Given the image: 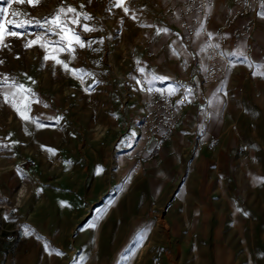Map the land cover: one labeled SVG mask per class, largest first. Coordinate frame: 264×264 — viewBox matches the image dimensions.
Segmentation results:
<instances>
[{
  "label": "crops",
  "instance_id": "1",
  "mask_svg": "<svg viewBox=\"0 0 264 264\" xmlns=\"http://www.w3.org/2000/svg\"><path fill=\"white\" fill-rule=\"evenodd\" d=\"M155 1L136 3L141 28L132 54L149 85L145 88L137 83L133 71L141 98L136 136L149 89L176 92L175 80L189 74L193 89L176 130L139 175L126 166L133 139L115 154L111 151L119 136L99 139L112 146L108 150L111 159L99 163L98 188L89 183L83 186L82 195L78 190H65L68 206L80 210L61 219L66 226L47 246L46 254L69 257L65 264H106L108 254H126L125 246L130 255H137L143 239L177 240L179 254L187 256H249L250 241L264 240V14L254 16L249 53L245 39L234 43L231 35L232 28L247 16L238 17L226 30L224 55L231 68L217 82L203 85L201 76L207 66L204 36L197 33L188 44L177 20L158 18L152 12L167 0ZM210 10L213 33L233 13V1L213 0ZM162 29L167 31L158 32ZM158 76L167 79L159 82L154 79ZM202 127L206 135L218 136L211 149L194 147ZM124 183L129 186L126 193ZM110 219L114 223L123 219L131 226L125 234L116 232L106 226Z\"/></svg>",
  "mask_w": 264,
  "mask_h": 264
},
{
  "label": "rangeland",
  "instance_id": "2",
  "mask_svg": "<svg viewBox=\"0 0 264 264\" xmlns=\"http://www.w3.org/2000/svg\"><path fill=\"white\" fill-rule=\"evenodd\" d=\"M140 1L33 0L29 5L26 0L24 4L0 0V9L9 8V15L0 17V22L25 24L24 28L6 25L0 41V264H65L69 257L46 254L51 240L66 226L61 219L80 210L68 206L65 190L82 195L89 183L98 188L99 163L111 159L108 150L112 146L99 143L100 138L119 136L111 154L126 148L132 139L135 145L141 98L133 80L137 63L131 46L141 28L136 10ZM119 3L128 9L127 15L116 6ZM163 6L152 12L167 19L160 14ZM68 7L76 12L67 13ZM57 16L62 26L81 36L84 48L74 46L71 54L56 50L66 47L59 28L49 23ZM77 16L78 26L70 22ZM85 24L94 30L83 32ZM11 31L21 35L12 37ZM38 35L41 40L36 45L24 47ZM45 54L57 56L68 64V70L53 60L44 61ZM25 105L28 120L17 111ZM26 157L34 162L20 165ZM126 159L131 169V150ZM126 183L124 193L129 190ZM106 226L125 234L131 224L110 219ZM17 227L28 234L7 241L6 235ZM157 242L141 240L137 255H130L125 246L126 254H108L106 264H264V240L250 241L249 256L180 255L177 240Z\"/></svg>",
  "mask_w": 264,
  "mask_h": 264
},
{
  "label": "built area",
  "instance_id": "3",
  "mask_svg": "<svg viewBox=\"0 0 264 264\" xmlns=\"http://www.w3.org/2000/svg\"><path fill=\"white\" fill-rule=\"evenodd\" d=\"M232 1L233 13L218 24L213 33L210 31L212 23L210 7L213 0H169L160 9V14L163 17L178 21L188 44L192 43L197 33L204 36L207 66L201 76L203 85L217 82L230 70L231 62L224 55V45L227 41L225 32L238 17L247 16L238 26L232 28V39L235 43L238 39L244 38L246 52L252 51L250 34L255 26L254 16L264 14V0ZM139 68V65H134V73L141 85L149 88L144 74L138 71ZM175 82L178 85V90L172 92L171 95L167 92L150 91L139 122V133L135 145L131 149V171L134 175L140 174L145 163L160 154L165 141L171 137L180 121L181 111L188 102L187 95L193 89V77L189 74L176 79ZM201 98L203 101H207L203 94ZM206 132V128L202 127L201 134L195 141V148L207 147L211 149L218 143V136L206 135ZM33 162L32 157H26L19 164L26 166ZM24 234V230L17 227L12 233L6 235V240L14 242L22 239Z\"/></svg>",
  "mask_w": 264,
  "mask_h": 264
},
{
  "label": "snow or ice",
  "instance_id": "4",
  "mask_svg": "<svg viewBox=\"0 0 264 264\" xmlns=\"http://www.w3.org/2000/svg\"><path fill=\"white\" fill-rule=\"evenodd\" d=\"M15 2L17 4H24L25 0H15ZM26 2L29 5H31L33 3V0H26ZM116 6L123 8V4L122 3H119ZM9 7H11V4H9ZM123 10H124V13L127 15L128 9L127 8H123ZM74 12H76L75 8H73V7H68L67 8V13H74ZM8 15H9V8L8 7L0 9V17H5V16H8ZM11 15L12 16H16V15H18V13L12 12ZM84 18L85 19H91L90 16H85ZM70 22H71V24L78 26L79 22H80L79 16H77L75 19H71ZM29 23H31V22H29ZM37 23H39V21H37ZM49 23L51 25L55 26L56 28H59L60 39L63 40V41H66V47L65 48H60V49H56V50H58L60 52L67 51L69 54H71V53H73L75 51L74 46H79L80 48H84L85 47L84 42H82V40H81V36L77 35L75 33L74 29H70V28H68L66 26H62L59 16L51 19L49 21ZM6 25H14L17 28H24L25 27L24 23H15L13 20H7L5 22H0V41H2L3 38H4V32L6 30ZM40 26L44 27L43 24H41ZM93 30L94 29L90 28L87 24H85L83 26V28H82V31L85 32V33L91 32ZM159 31H167V29L158 30V32ZM8 35H10L12 37H17V36H19L21 34L17 33L16 31H11V32L8 33ZM209 35L211 36V34H209ZM40 40H41V37L38 35V36H36L35 39L28 40L27 43H25L24 47L25 48H30V47L36 45L38 43V41H40ZM100 42L102 43L103 41L101 40ZM89 43H91V42H89ZM41 47H44V45H41ZM43 59H44V61L53 60L56 65H62L65 70H68V64L65 63L64 61H62L61 59L57 58V56H55V55L45 54L43 56ZM138 71L140 73H143L144 69L143 68H139ZM154 79L158 80L159 82H164L167 79V77L158 76V77H154ZM33 83H34V81H33ZM137 83H140V81L137 80ZM19 87H20V89H23L24 91H30V89H24L23 85H20ZM149 91H151V89H149ZM157 91H160V90L158 89ZM172 91L173 90H169V95L172 94ZM5 99H6V102H7V97ZM13 107H15V104L13 105ZM27 110H28L27 105H25V108L23 110H21L19 108L17 109V111L20 112L21 118L24 119V120H28L29 119L28 115L26 114ZM27 234L28 233L26 232L25 235H27Z\"/></svg>",
  "mask_w": 264,
  "mask_h": 264
}]
</instances>
